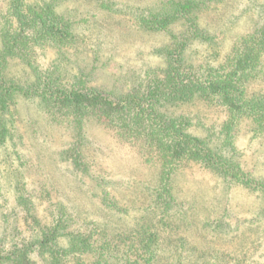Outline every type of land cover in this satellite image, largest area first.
<instances>
[{"label":"trees","instance_id":"obj_1","mask_svg":"<svg viewBox=\"0 0 264 264\" xmlns=\"http://www.w3.org/2000/svg\"><path fill=\"white\" fill-rule=\"evenodd\" d=\"M68 1L0 0V145L13 139L12 106L21 97L69 137L60 160L93 179L101 203L112 211L125 212L117 196L107 191L110 181L95 174L88 154L89 123L110 132L155 170L148 201L163 224L177 215L176 176L192 167L214 174L227 188L264 197V179L242 167L237 147L243 127L253 137L264 133V96L248 92L250 83L264 80V0L251 30L235 39L231 52L217 65L189 59L194 43L212 41L200 26L204 1L162 0L152 9L94 0L100 9L125 17L139 29L161 31L169 39L167 47L156 50L165 65L146 70L125 91L90 85V73L82 68L72 73L71 56L79 36L76 17L64 7ZM48 50L56 58L44 65L41 57ZM14 65H20L27 78L17 77ZM14 190L15 205L5 221L11 223V232L5 233L12 238L0 263L229 264L218 254L163 255L161 236L142 225L131 232H111L83 219L78 228L69 229L76 218L64 204H54L50 217H41L36 205L43 193L27 192L19 184ZM44 196L50 197V192ZM227 215L225 208L203 224L224 235ZM230 262L244 264L241 257Z\"/></svg>","mask_w":264,"mask_h":264},{"label":"rangeland","instance_id":"obj_2","mask_svg":"<svg viewBox=\"0 0 264 264\" xmlns=\"http://www.w3.org/2000/svg\"><path fill=\"white\" fill-rule=\"evenodd\" d=\"M117 1L157 9L162 0ZM201 1L205 9L200 13V26L212 41L194 43L189 59L193 63L217 65L231 52L235 39L251 30L263 0ZM64 7L78 23L79 40L71 56L75 64L72 73L78 68L90 73V85L125 91L146 70L165 65L163 57L156 53L169 45L163 32L139 29L125 17L100 9L94 0H69ZM55 58L54 51L48 50L41 62L48 65ZM20 69V65H14L12 72L19 78H27ZM248 92L264 96V80L250 83ZM12 108L15 110L11 117L13 139L0 145V254L9 249L12 238L5 233L11 232V223L5 221L15 205L14 188L19 184L27 192L43 193L36 205L41 217L49 218L56 210L54 204H64L76 218V222H69V229L78 228L83 219L111 232H131L142 225L149 233L156 231L161 236L163 255L177 251L178 255L195 258L208 253L209 257L222 256L229 264L237 257L244 264H263L264 197L238 187L227 188L214 174L192 167L176 176L177 215L165 218L167 223L163 224L148 201L155 170L143 164L132 148L117 141L110 132L89 123L86 126L88 154L95 174L110 181L107 187L110 197L117 196L118 206L125 210L112 211L101 203L102 195L93 179L75 172L71 165L60 160L59 153L69 141L64 131L24 98H17ZM237 147L242 167L264 179V133L253 137L243 127ZM45 192H50V197L45 198ZM225 208L228 211L223 222L225 234L211 232L205 222L213 221ZM30 235L27 233L26 240L31 239ZM74 263L75 260L70 261Z\"/></svg>","mask_w":264,"mask_h":264}]
</instances>
